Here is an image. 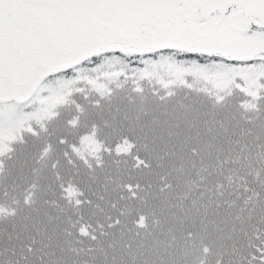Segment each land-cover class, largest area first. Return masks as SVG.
Returning <instances> with one entry per match:
<instances>
[{
    "label": "snow or ice",
    "instance_id": "snow-or-ice-1",
    "mask_svg": "<svg viewBox=\"0 0 264 264\" xmlns=\"http://www.w3.org/2000/svg\"><path fill=\"white\" fill-rule=\"evenodd\" d=\"M0 264H264V0H0Z\"/></svg>",
    "mask_w": 264,
    "mask_h": 264
}]
</instances>
